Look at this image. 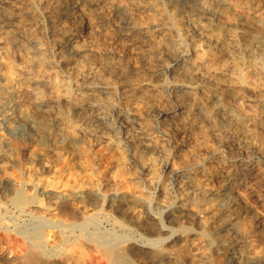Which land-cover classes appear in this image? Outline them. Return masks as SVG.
<instances>
[{"label":"bare ground","instance_id":"bare-ground-1","mask_svg":"<svg viewBox=\"0 0 264 264\" xmlns=\"http://www.w3.org/2000/svg\"><path fill=\"white\" fill-rule=\"evenodd\" d=\"M22 1L0 0V39L10 40L21 59L15 72L17 86L6 88L5 97L25 107V112L9 115L6 105L0 104V125H6L11 135L34 132L38 141L46 142L50 152L56 154L60 151L58 142L42 141L48 139L46 126L32 121L27 112L29 106L60 108L65 101L72 105L77 120L71 119L69 112L58 113L68 121L79 154L91 151L100 140L107 142L116 151L113 178L125 175L140 192L125 193L116 179L105 183L106 176L99 171L88 172L87 179L76 178L70 172L67 179L61 180L64 173L60 172L56 178L45 180L37 164L28 166L27 172L21 169L0 142V231L9 238L14 234L24 246L23 255L11 259H20L21 264H91L97 255L101 258L99 264H164L162 246L178 241L174 226L184 219L188 225H196V229L184 232L204 237L212 252L219 253L220 248L223 254H230L229 263L264 264V254L253 257L251 247L236 253L226 244L217 246L214 238L199 228L193 209L201 202H215L219 211L229 212L220 218L223 231L238 239L251 238L257 242V251L264 252V215L258 208L247 206V197L233 187L242 184L260 189L256 194L264 204V144L257 143L247 126L254 119L264 123V13L249 15L241 9L239 0H55V6L41 0ZM18 3L32 12L35 25L25 27L20 24L22 20L19 22L21 18L15 19ZM128 3L164 12L173 22H139L130 14ZM70 4L87 8L110 5L124 16L138 44L147 47L146 55L164 53L162 69L168 75L180 69L185 80H172L166 86L177 107L158 115L164 118L186 113L193 123L200 120L216 124L222 134L221 146L205 149L204 157L188 168L174 167L173 134L163 131L158 122L146 123L143 116L133 114L122 102L127 92L122 97L115 86V91H110L107 86L112 83L100 77L101 69L88 64L85 70L82 56L93 50L88 30L84 31L78 21L66 30L59 27L62 19L73 16ZM230 11L237 15L232 23L221 18ZM38 27L56 37L50 49L36 41L40 37L30 35ZM180 40H186V44ZM190 55L199 58L202 69L191 63ZM3 80L0 76V89ZM222 86L233 92L237 106L224 97ZM46 88L52 98H44ZM88 109L91 114L85 119ZM214 163L222 168L217 170L211 166ZM209 187H216V191L210 193ZM75 204L80 208L63 209ZM7 257L1 254L0 262L6 263ZM241 258L248 259L242 263Z\"/></svg>","mask_w":264,"mask_h":264},{"label":"rangeland","instance_id":"rangeland-1","mask_svg":"<svg viewBox=\"0 0 264 264\" xmlns=\"http://www.w3.org/2000/svg\"><path fill=\"white\" fill-rule=\"evenodd\" d=\"M18 1L23 2L22 0ZM41 2L52 6L56 5L55 0H41ZM238 2L240 7H242L241 9L251 16H259L264 13V0H239ZM128 6L130 14L139 22L145 24H170L173 22V19L164 12L161 13L145 7H136L129 3ZM17 7V11L14 12L16 13L14 14L15 19L19 21L21 18L19 22L22 20L24 23L21 22L20 24H24L25 27H31L30 23L35 25L36 19L33 18L34 16L32 15V12L28 11L29 9L27 6L18 3ZM69 7L73 16L68 19H62V25L60 24L61 26L59 27L62 28V30H66L68 26L69 29L71 26L77 25L76 23L78 21V24L84 25V31L88 30L90 34L88 39L92 43L93 52L88 51L82 56L81 61L82 64L86 65V67H84L86 68L85 70H87V68H89L88 66L91 64L96 67L97 70L101 69V71H98V73L101 72L99 73L100 77L103 76L102 78H104V80L106 79V82L107 80H110L109 82L112 83L107 86L109 88L111 87L110 91H115V88H117L119 90L118 92H120L119 95L122 97H124L127 92V98L123 99L124 101L122 102L125 103L124 105L127 106L133 114L141 117L143 116V121L146 123L155 124L158 122L159 127L163 131H167L171 135L173 134L176 140V142H174L176 147L174 149V152L176 153L173 159L174 167L188 168L192 162L196 163L204 157L206 154L204 152L205 149H215L221 146L222 134L219 132L216 124L209 125L207 123L200 122V120L193 123V119L187 116L186 113L179 116L168 115L164 116V118L158 115L161 111L172 112L177 107V103L173 101V94L169 89H167V87L175 81L185 80V75L180 69L174 70L169 75L164 71V69H162L163 67L160 65H163L166 60L164 53L156 56L153 55L151 57L146 55L148 50L147 47L138 44L136 36L132 34L125 25V19L122 14L116 12L110 5L107 4L90 7L91 9L82 4H70ZM25 8H27V10L24 11ZM76 13L77 15H75ZM23 15L24 17H21ZM25 15H27V17ZM203 18L216 20L215 17L206 15H203ZM221 18L229 20L232 23L237 20V15L234 11H230L223 14ZM81 21L82 23H80ZM36 29L37 30H33L34 33L31 32L32 34L30 33V35H33L35 39L40 37L36 39V41L43 45L45 49H50L53 44L52 41L56 37L46 33L45 29L42 27H38ZM8 41L3 38L0 39V76L4 79L2 82L3 86L0 89V104L6 105L7 114L16 115L20 114V112L24 113L25 111L23 110L25 107L20 108L12 99L6 98L4 90L8 87L17 86V76L15 75V72L18 69L17 67H20L21 59L19 58L20 55H18L16 46L11 41ZM180 41L183 45L186 44V40ZM210 46L214 48V44L212 42L210 43ZM189 58L192 64L201 67V69L203 68L197 56L190 55ZM227 58L228 57L225 56V59ZM156 59L160 62L159 64ZM161 59H163V61ZM26 67V70L29 71L30 68H28V66ZM101 81L103 80L101 79ZM83 83L88 84L87 82ZM96 84H99L97 87H103V84ZM59 89L64 94V91L62 90L63 88L60 87ZM122 90H124L125 94ZM44 91L45 99L53 97V95L49 93V89L46 88ZM221 91H223L224 97L231 101L232 105L237 106V100L235 99L233 92L229 90L227 86H222ZM66 103L67 102L63 101L60 108L59 106L57 107V105L50 106L49 108L52 107L51 109L45 107L34 109L29 106L30 110L27 112L29 114L27 115L30 116L29 118L32 121L40 122L46 126V136L48 139L45 137L42 138V141L50 140L52 142H58L57 145L59 146L58 148L61 152L56 151V154L55 152H50L47 143H41V141H38V135L34 132L28 135H11L6 131V125L1 124L0 142L2 143L8 156L19 163V166H21L20 168L25 171L28 169V166L31 168V165L34 166L37 164L35 167L38 166L37 168L39 172H41L42 176H45V180H47V178H56L60 175V172L61 174L64 173L60 175L62 177L61 180L67 179L70 172L76 178L87 179L89 176L88 172L99 171L101 174H105V183H108L107 181L113 182L112 180L116 179V181L121 184L122 191L131 195L138 194L140 189L134 185V183L129 181L130 178L125 175L113 178L114 172L116 171L117 157L116 151L110 149L106 145L107 142L100 140L98 141L99 143L96 142L93 144L91 151H83V153L79 154L80 152L78 151H80V148L77 150L78 144L76 145V142L72 139L73 135L70 133L71 129L69 130L67 126L68 121L62 120V116L58 113L59 111L69 112L70 118L77 120L73 113L74 110L72 109V105ZM85 112L87 113L83 118L88 119L86 117L91 114V110L88 109ZM247 126L251 132L254 133L256 140L258 141L257 143L264 144V123L254 119L250 120ZM82 137L88 140L86 137ZM160 144L166 145V142L161 141ZM72 151H75V155ZM39 164H41V166ZM211 166H216L217 170L222 168V166H219L216 163ZM15 173H17V171ZM200 177L201 176L199 175V178ZM201 180L202 179L199 181ZM241 185L242 184H235L233 187L236 191L247 197V206L258 208L261 214L264 215V204H261L262 202L257 195L260 192V189H254L249 185ZM261 187L264 189V183ZM208 190L210 193H214V191H216V187H209ZM79 206L80 205L77 206L75 204L65 206L63 209H78ZM138 209H140V207ZM193 209L197 213L196 219L199 224V228L213 237L217 246L226 244L231 246L232 251H235L236 253H238L241 249L244 250L245 247H251L253 257H258L264 254V252L257 251V242H253L251 238L238 239L223 231L224 229L221 224L222 220L220 218L225 216L222 215L223 213L229 214V212L219 211L215 202L206 204L201 202L200 204L198 203L194 205ZM179 222L178 226H174V229L176 231L178 230L177 233L179 236L176 238L178 241L166 242L162 246L161 262H164V264H231L227 260V257L230 254H227L228 256L223 254L225 252L220 248V254L212 252L204 237L195 236L192 233H186L183 231L185 229H196V225H188L184 219H181ZM12 235H10L9 238V234L5 233V231H0V255L4 254L6 257L8 256V261L6 263L0 262V264H21L20 259L15 261L11 258L22 256L24 253V246L20 239L17 240L18 237L14 234ZM9 240L11 245L8 244ZM213 250L217 249L215 248ZM215 253H217V255ZM92 258L91 264H99L101 261V258L97 255H94ZM247 259L241 258L242 263L246 262ZM157 261H160V259ZM146 264H156V262L149 261L146 262Z\"/></svg>","mask_w":264,"mask_h":264}]
</instances>
